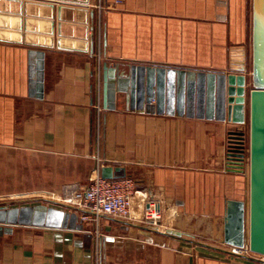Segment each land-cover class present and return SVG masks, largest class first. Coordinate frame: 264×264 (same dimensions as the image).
<instances>
[{
    "label": "crops",
    "instance_id": "1",
    "mask_svg": "<svg viewBox=\"0 0 264 264\" xmlns=\"http://www.w3.org/2000/svg\"><path fill=\"white\" fill-rule=\"evenodd\" d=\"M117 1L89 4L93 54L15 42L16 21L6 19L0 264H262L224 240L230 201L248 203L250 184L248 164L242 172L227 163L237 125L220 106V78L245 74L253 0ZM81 31L66 28L67 36ZM106 165L125 168L159 205L156 222L142 218L140 195L133 220L102 215L99 226L40 198L86 184Z\"/></svg>",
    "mask_w": 264,
    "mask_h": 264
},
{
    "label": "water",
    "instance_id": "2",
    "mask_svg": "<svg viewBox=\"0 0 264 264\" xmlns=\"http://www.w3.org/2000/svg\"><path fill=\"white\" fill-rule=\"evenodd\" d=\"M91 0H0V40L10 41L7 20L16 21L18 38L28 45L95 53L96 11ZM38 11H37V9ZM36 10V11H35ZM33 15H40L44 27ZM7 19V20H6ZM80 26V35L67 36L66 28ZM46 26V27H45ZM6 30V31H3ZM25 31V33H24ZM37 36V40L31 37ZM71 37V38H67ZM104 95L108 106L111 68L104 64ZM241 72L245 66L240 68ZM249 80V81H248ZM220 106L237 126L229 131L227 163L230 169L245 171V143L249 144V202L230 201L225 218L224 240L227 244L264 254V0H253L251 75L225 73L220 78ZM248 123V134L244 125ZM248 135V137H247ZM101 175L114 178L126 175L121 166H103ZM8 221V219H6ZM167 233L181 235L178 230Z\"/></svg>",
    "mask_w": 264,
    "mask_h": 264
},
{
    "label": "built area",
    "instance_id": "3",
    "mask_svg": "<svg viewBox=\"0 0 264 264\" xmlns=\"http://www.w3.org/2000/svg\"><path fill=\"white\" fill-rule=\"evenodd\" d=\"M117 2H120L118 0ZM246 164H249V144L245 143ZM98 166L86 184L71 182L63 184L59 192H49L48 196H40L44 201L71 207L80 213V219L94 222L99 226L100 217L108 215L114 218L133 220V200L141 196L142 203L148 204L142 212V218L156 222L160 217L159 205L151 204L144 194H139L137 180L124 175L114 178H104ZM233 247V246H232ZM231 252L238 256H247L264 264V254L251 250L246 243L243 247L231 248Z\"/></svg>",
    "mask_w": 264,
    "mask_h": 264
},
{
    "label": "rangeland",
    "instance_id": "4",
    "mask_svg": "<svg viewBox=\"0 0 264 264\" xmlns=\"http://www.w3.org/2000/svg\"><path fill=\"white\" fill-rule=\"evenodd\" d=\"M251 49H250V51H249V53H248V56H247V62H246V70H245V74L249 77L250 75H251ZM249 81V80H248ZM245 126V128H246V132H247V134H248V123H246V125H244ZM233 128H235V127H233ZM232 128V129H233ZM247 137H248V135H247ZM229 139V138H228ZM228 144V143H227ZM248 167V166H247ZM246 173H247V185H248V183L250 184V178H249V172H248V170L246 171ZM248 187V186H247Z\"/></svg>",
    "mask_w": 264,
    "mask_h": 264
},
{
    "label": "bare ground",
    "instance_id": "5",
    "mask_svg": "<svg viewBox=\"0 0 264 264\" xmlns=\"http://www.w3.org/2000/svg\"><path fill=\"white\" fill-rule=\"evenodd\" d=\"M37 195V194H36ZM39 195V194H38ZM231 248H233V247H231ZM234 248H237L236 246H234Z\"/></svg>",
    "mask_w": 264,
    "mask_h": 264
}]
</instances>
